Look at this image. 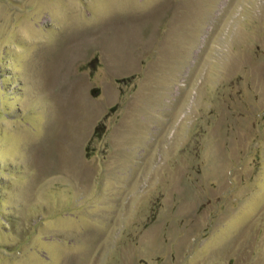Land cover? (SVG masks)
<instances>
[{"label":"rangeland","instance_id":"obj_1","mask_svg":"<svg viewBox=\"0 0 264 264\" xmlns=\"http://www.w3.org/2000/svg\"><path fill=\"white\" fill-rule=\"evenodd\" d=\"M0 264H264V0H0Z\"/></svg>","mask_w":264,"mask_h":264},{"label":"bare ground","instance_id":"obj_2","mask_svg":"<svg viewBox=\"0 0 264 264\" xmlns=\"http://www.w3.org/2000/svg\"><path fill=\"white\" fill-rule=\"evenodd\" d=\"M79 43H80V39H79ZM53 80H54V79H53ZM53 80L50 79V78L46 79V84H47V82H49V84L52 83ZM67 95H68V94H67ZM74 102H75V101H74ZM56 145H57V144H56ZM57 150H62V149L60 148V146H57V147H56V151H57ZM82 179H83V178H82ZM84 180H85V179H84Z\"/></svg>","mask_w":264,"mask_h":264},{"label":"trees","instance_id":"obj_3","mask_svg":"<svg viewBox=\"0 0 264 264\" xmlns=\"http://www.w3.org/2000/svg\"><path fill=\"white\" fill-rule=\"evenodd\" d=\"M100 126H101V125H100ZM97 128H99V127H97ZM97 131H98V130H96V133H97Z\"/></svg>","mask_w":264,"mask_h":264}]
</instances>
